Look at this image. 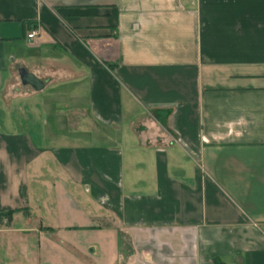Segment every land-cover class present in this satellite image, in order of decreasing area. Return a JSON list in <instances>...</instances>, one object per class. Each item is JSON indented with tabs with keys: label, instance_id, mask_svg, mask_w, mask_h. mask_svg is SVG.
Returning a JSON list of instances; mask_svg holds the SVG:
<instances>
[{
	"label": "crops",
	"instance_id": "0c3cea01",
	"mask_svg": "<svg viewBox=\"0 0 264 264\" xmlns=\"http://www.w3.org/2000/svg\"><path fill=\"white\" fill-rule=\"evenodd\" d=\"M8 211L0 264H264V0H0Z\"/></svg>",
	"mask_w": 264,
	"mask_h": 264
},
{
	"label": "trees",
	"instance_id": "16d2710c",
	"mask_svg": "<svg viewBox=\"0 0 264 264\" xmlns=\"http://www.w3.org/2000/svg\"><path fill=\"white\" fill-rule=\"evenodd\" d=\"M1 215H2V216H6V217H7V220H9V218H10V216H11V211H8V212L3 213V214L0 213V217H1ZM214 262H215V264H220V260H219V258H215V259H214Z\"/></svg>",
	"mask_w": 264,
	"mask_h": 264
},
{
	"label": "water",
	"instance_id": "95a60500",
	"mask_svg": "<svg viewBox=\"0 0 264 264\" xmlns=\"http://www.w3.org/2000/svg\"><path fill=\"white\" fill-rule=\"evenodd\" d=\"M26 80L29 81L34 86H39V82L32 76H26Z\"/></svg>",
	"mask_w": 264,
	"mask_h": 264
},
{
	"label": "built area",
	"instance_id": "2783aa9c",
	"mask_svg": "<svg viewBox=\"0 0 264 264\" xmlns=\"http://www.w3.org/2000/svg\"><path fill=\"white\" fill-rule=\"evenodd\" d=\"M35 34H36V31L35 30H32L31 32H29L28 34H27V38L29 39V38H32L33 36H35Z\"/></svg>",
	"mask_w": 264,
	"mask_h": 264
}]
</instances>
